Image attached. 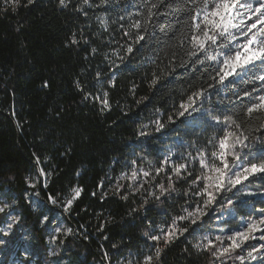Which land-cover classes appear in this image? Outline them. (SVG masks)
<instances>
[{"label":"trees","instance_id":"trees-1","mask_svg":"<svg viewBox=\"0 0 264 264\" xmlns=\"http://www.w3.org/2000/svg\"><path fill=\"white\" fill-rule=\"evenodd\" d=\"M203 2L65 0L62 6L60 0L31 4L19 0L13 8L0 0V193L13 196L20 212L19 223L8 236V254L23 244L26 234L31 256L23 264H54L49 220L42 222V211L34 209L26 193L37 188L43 200L50 203L52 196L63 210L66 198L78 187L82 192L66 212L68 217L63 212L75 228L62 243L59 257H67L65 264L117 263L129 255L143 264L151 245L161 248L158 260L152 254L153 264H245L234 262L230 252L213 257L217 248L204 247L208 241L203 234L215 228L221 211L230 228L240 217L264 214V177L250 178L223 194L197 226L180 221L188 231L167 245L151 236L186 215L185 208L203 203L195 193L204 181L197 178L208 172L195 165L167 180L168 190L159 199L142 190L132 192L126 183L111 189L134 162L142 167L160 162L163 144L170 138L194 136L188 120L199 106L220 120L205 125L195 135L198 140L207 144L224 117L231 116L243 137L264 143V113L247 114V108L264 95V81L255 78L264 72L257 66L246 76L229 77L220 84L219 65L205 57L227 51L218 48L221 41L206 52L191 54L194 25L202 13L196 20L192 17ZM153 3L157 7L149 18ZM137 20L140 29L131 26ZM137 35L144 37L139 43ZM129 46L133 51H127ZM200 92L202 96L193 95ZM105 93L108 107L102 104ZM189 97L195 103L180 116V105L188 104ZM159 124L163 127L157 131ZM39 169L45 184L31 187ZM255 185L262 193L254 195ZM50 209V215L56 212ZM232 212L236 218L231 219ZM76 228L83 234L77 235Z\"/></svg>","mask_w":264,"mask_h":264},{"label":"snow or ice","instance_id":"snow-or-ice-1","mask_svg":"<svg viewBox=\"0 0 264 264\" xmlns=\"http://www.w3.org/2000/svg\"><path fill=\"white\" fill-rule=\"evenodd\" d=\"M6 3H11L13 8L19 3V0H5ZM33 0H28V3L31 4ZM85 3H88V0H84ZM103 2V0H102ZM60 4L63 6L65 0H60ZM157 4L153 3L148 8V17L150 18L153 15L152 9L156 8ZM171 7V5H169ZM179 10V9H178ZM202 18L198 23L194 25V34L191 37V45L195 50L191 54L195 55L198 51H207V48L211 45H217L218 41H221L218 45L219 49H225L227 51L218 50L213 55H206L205 59L210 61H215L219 65V70L217 71V76L219 77L218 83L223 84L225 80L229 77L246 76L253 68L259 66V70L264 72V0H211V7H209V0H204L203 7L196 10V15L192 17L193 20H196L198 17ZM148 21L145 20L146 24ZM203 25V27H202ZM133 28L140 29L141 21L137 20L132 25ZM127 35V33H125ZM237 35L244 37L242 43L237 42ZM143 35H137L135 42L139 43L143 40ZM235 42V43H234ZM72 43H76L73 39ZM233 48L235 49L233 51ZM95 51V49L93 50ZM128 52L133 51L132 47L129 46L127 49ZM222 57V59H220ZM203 63V61H199ZM256 79L264 81V74L258 75ZM216 79V77H213ZM155 83V80L153 81ZM194 96H202L203 93H194ZM245 95H250V93H245ZM257 102L252 103L247 108L248 116H252L253 113L261 112L264 113V95L259 96ZM195 101L192 97H189L188 104H181L180 107L183 109L179 113L180 116H184L185 112L188 111L192 104ZM104 107H108L107 93L104 94L102 100ZM195 111V109H193ZM191 113H189L190 115ZM213 120L219 122L220 117L214 116ZM224 123L234 125L236 128H239L240 125L231 116L224 117ZM163 127V124H159L157 131ZM143 134V133H142ZM248 138L246 136L241 139L240 135H237L235 132L226 131L223 138L219 140V151L213 152L212 156L220 160V165L215 164L209 165L204 156L200 157V164L202 168L209 170L208 175H202L197 178L204 181L203 188L200 192L195 193V195L206 196L207 199L204 200V206H208L215 199V193L224 190L226 187L230 191L232 187L240 184L243 180H247L249 176L255 175L257 173H264V159L259 163H246L241 159L240 153L237 151V145H240L241 148H248L249 145L244 143ZM232 156L234 160L241 161L239 165H232L230 167L228 157ZM37 163L39 160L37 159ZM167 163V160L165 161ZM186 166L181 164L175 166L172 171L177 177H180L181 171L185 169ZM233 168L237 170L233 171ZM40 174L43 175V170L40 169ZM159 171V169L157 170ZM231 173V175H229ZM144 176H148V172L143 173ZM137 176V172L133 170L131 178L134 179ZM124 177H121L123 179ZM171 181V178H169ZM197 180H193V183H196ZM231 187H228V186ZM121 187L117 185V189ZM142 187V185H141ZM172 187L171 182L169 183V188ZM161 194L166 192L168 189L165 188L163 184L159 185ZM82 192V189L75 188L73 189L72 198L67 201V205L71 206L73 201L77 199ZM49 199L53 204L57 201L52 196H49ZM159 199V196L156 197ZM0 207V212H5V208ZM67 211V207L65 208ZM186 215L177 216L172 220V223L167 226V228H161L160 235L151 236L152 240L160 241L163 240L164 244L167 245L178 235H183L188 231L187 227H181L180 221H188L190 224L195 225L197 220L203 215V209L197 205L192 210L188 208L184 209ZM19 217H12V223H15ZM44 220L47 221L48 217L45 216ZM12 223L8 224V229L12 228ZM264 223V220L261 221ZM256 229L255 222L248 225V228L245 232H237L233 236L228 237L232 241L231 248L234 250L239 248L241 244L250 238V234ZM0 231H4L0 229ZM61 229L57 227L55 229L56 233H59ZM68 233H71V229H67ZM7 235V231L4 232ZM147 235V233H146ZM238 238V239H237ZM264 239V237H261ZM205 240H208V237H204ZM217 241L222 242V238L217 236ZM0 243H3V240H0ZM211 245V241H208V247ZM219 252L221 255L229 252V248H217L215 251H212V256L215 257ZM50 255H55V253H50ZM161 255V248L157 247L155 249V259H159ZM249 256L252 259L256 257L252 256V253H249ZM240 260H243V257H237ZM153 255H146L143 260V264H153Z\"/></svg>","mask_w":264,"mask_h":264},{"label":"rangeland","instance_id":"rangeland-1","mask_svg":"<svg viewBox=\"0 0 264 264\" xmlns=\"http://www.w3.org/2000/svg\"><path fill=\"white\" fill-rule=\"evenodd\" d=\"M244 39H245L244 37L237 35V42L242 43ZM234 50L235 49L233 48V51ZM205 111L206 108L204 106H199L196 111V115L194 114L192 118H189L188 120V123H191L194 126L193 130L191 131V133H193L194 136L187 137L188 139L184 138L183 136L182 137L175 136L170 138V141L168 143L163 144L164 151L162 152L163 157L161 158L160 162H153L152 164L149 163L150 165L147 167L139 166L140 164L134 162L130 171L128 172L124 171L120 175L118 180L111 186V189L119 190L123 186L122 184L126 183L129 189L132 190V192H137L139 190H142L144 192H148V195L151 198H153L162 195L159 188L160 184L165 185V182L169 180V178L174 179L176 175L172 171V169L177 165L183 164L186 166V168L181 171V175H183L184 172L188 171L191 167L195 165L201 166L200 157L201 155H203L206 162L209 165L215 164L219 166L220 160L218 158L213 157L212 153L214 151L215 152L219 151V140L224 137L225 132L226 131L235 132L237 135L241 136V139H243V136L240 134V132L234 125L224 123L222 124V126L214 130L213 136L211 137V141H208L207 144L206 141L198 140L195 137V135L197 136L200 133L201 129L205 128V125L215 124V122H217L216 120H213L210 116L206 115ZM244 143L248 144L249 147L241 148L240 145H237V151L240 153L243 162L259 163L262 159H264L263 142L259 144L258 142H250L246 140L244 141ZM166 160L167 163H165ZM228 161L230 167L232 165L241 164V161L234 160L231 155L228 157ZM158 169L159 171H157ZM133 170L137 172V176L134 179L131 178ZM235 170L237 169L233 168V171ZM204 171L208 172L209 174L208 169L204 168ZM144 172H148L149 175L144 176L143 175ZM229 175H231V173H229ZM258 176L264 177V173H257L255 175L249 176L248 179L257 178ZM121 177L124 178L121 179ZM45 181H46L45 174L41 175L40 171H38V174L34 176V179H31L30 186L34 187L37 184H39V182H41L43 186L45 184ZM245 181L246 180H243L240 184L236 185V187L241 185ZM118 184L121 186L119 187V189H117ZM228 187L231 186L229 185ZM236 187H232L231 190H235ZM252 190L254 191V195L262 193V190H260L257 185H255ZM228 191L229 190L226 187L224 190L216 192L215 193L216 199L206 207L204 206V200L207 199V197L201 196L203 199V203L199 206L203 209V215L200 216L197 222L201 220V218L208 213L210 207H216L217 203L222 199L221 198L222 195ZM72 195H73V189L66 198V206L63 208V210L67 213H69L71 207L67 205V201L72 198ZM26 196L27 199L31 201L35 210L42 211V222L45 224L49 220L48 223L49 255L50 253H55V255H50L51 261L54 264H65L64 260L67 259V257L66 256H64V258L59 257V254L61 252V247L63 245L62 243L66 238V236L70 234L67 232V229H71V233H72V231H74L75 228L71 225L69 220L66 219L63 212L56 210V212L50 215L49 212L51 210L50 205H54V204L51 202V200L50 203L47 204L43 200L39 189L33 188L31 190H28ZM15 203H16V199L13 196H10L5 192L0 193V207H4L5 205H7V207L5 208V212H0V213H4L2 222L0 224V229L4 230V231H0V240H3V243H0V264H23V260L26 257L31 256L30 239L25 234L26 232L24 233L25 235L23 237L24 239L23 244H17V246H14V248H16L15 251L9 252V254L7 252V246L9 245L8 236L11 235L14 225L19 223L20 220V212L16 208ZM66 207H67V211L65 210ZM230 215H231V219L237 217L234 212H232ZM45 216L48 217L47 221L44 220ZM225 216H226L225 211H221L220 213L217 214V216H215L216 219L214 226L215 228L214 229L209 228L203 234V237H208V240L206 241L210 240L211 245H214L216 248H220L221 250L223 248H229V252L233 254L232 257L234 258L232 260L234 262H241L245 264H264V239L261 238L264 237V223H261V221L264 220V214H259L258 216H256V218L253 219H243L242 217H240L239 221L232 228L227 226V223L224 220ZM12 217H19V219L15 223H12ZM254 222L256 224V229L250 234V238L244 241L239 248L233 250L231 248L232 241L229 240L228 237L233 236L237 232H245L248 228V225ZM9 223H12V228L10 230L8 229ZM188 224L190 223L188 222ZM195 225L197 226V223ZM167 226L168 225L160 226L158 230H156L154 235H160L159 230L161 228H167ZM57 227L61 229L59 233L55 232V229ZM5 231H7L8 233L7 235L4 234ZM76 231H77L76 232L77 235L83 234L80 231H78L77 228ZM217 236L222 238V242L216 240ZM199 244L202 245V241H199ZM17 250H19L20 252H17ZM147 251H148L147 255H152L155 252V248L153 247V245H151V247H149ZM250 252L252 253V256L256 257V259H252V257L249 256ZM237 257H243V260H240ZM137 259H138L137 256L134 257L129 255L128 258H122L117 263H109V264H140L141 261H138ZM143 260L144 258L142 259V261ZM32 263L33 262H31V264Z\"/></svg>","mask_w":264,"mask_h":264},{"label":"water","instance_id":"water-1","mask_svg":"<svg viewBox=\"0 0 264 264\" xmlns=\"http://www.w3.org/2000/svg\"><path fill=\"white\" fill-rule=\"evenodd\" d=\"M47 204H49V202L48 201H46V200H44ZM50 207L52 208V209H56V210H58V211H62V212H64L65 213V215H66V217H68V214L64 211V210H62L61 208H59L58 206H56V205H50Z\"/></svg>","mask_w":264,"mask_h":264}]
</instances>
